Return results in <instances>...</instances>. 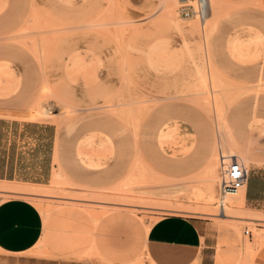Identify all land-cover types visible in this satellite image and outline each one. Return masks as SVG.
I'll return each mask as SVG.
<instances>
[{"label": "rangeland", "instance_id": "1", "mask_svg": "<svg viewBox=\"0 0 264 264\" xmlns=\"http://www.w3.org/2000/svg\"><path fill=\"white\" fill-rule=\"evenodd\" d=\"M179 1L0 0L1 152L33 121L53 156L44 184L0 182V198L39 208L45 256L152 264L144 227L175 214L209 222V264L264 250V212L239 206L242 188L225 208L242 219L217 206L222 157L264 170V0H210L204 20ZM91 236L111 255H88Z\"/></svg>", "mask_w": 264, "mask_h": 264}, {"label": "crops", "instance_id": "2", "mask_svg": "<svg viewBox=\"0 0 264 264\" xmlns=\"http://www.w3.org/2000/svg\"><path fill=\"white\" fill-rule=\"evenodd\" d=\"M160 1L163 6V0ZM23 125V128L18 127L14 133L9 130L6 154L1 152L0 143V182L42 185L53 167L49 143L50 126L33 121L24 122L21 126ZM176 129L177 127L173 128V131H177ZM170 131L172 129L167 127L166 130H161V134H169ZM249 170L250 166L247 171ZM251 170L242 188L243 207L250 211L264 212V170ZM133 177L132 174L129 178ZM17 193L26 194L19 191ZM104 216L106 221L132 219L131 213L122 211H113ZM143 233L152 264H209L214 235L207 221L177 214L165 215L156 220L148 232L144 227ZM41 236L42 217L38 207L21 197L1 199L0 264H94L45 256L48 252L38 249ZM91 242L92 251L88 255H111L107 244L101 239L91 236ZM137 258L136 247L131 246L127 255L122 257V262L129 263ZM252 264H264V250H257Z\"/></svg>", "mask_w": 264, "mask_h": 264}, {"label": "built area", "instance_id": "3", "mask_svg": "<svg viewBox=\"0 0 264 264\" xmlns=\"http://www.w3.org/2000/svg\"><path fill=\"white\" fill-rule=\"evenodd\" d=\"M181 3L179 11L184 18H204L206 16L208 10L206 0H182ZM247 178V169L237 159H222L217 185V206L219 209H223L228 196L235 194L245 186ZM244 233L247 236L251 235L249 229H245Z\"/></svg>", "mask_w": 264, "mask_h": 264}, {"label": "bare ground", "instance_id": "4", "mask_svg": "<svg viewBox=\"0 0 264 264\" xmlns=\"http://www.w3.org/2000/svg\"><path fill=\"white\" fill-rule=\"evenodd\" d=\"M182 0H180L179 1V3L181 2ZM206 4H207V7H209V10L211 11V2H210V0H206ZM167 6L168 5H165L164 7H165V9L167 8ZM170 8V7H169ZM171 9V8H170ZM167 10H168V8H167ZM171 11H173L172 9H171ZM201 20H204L203 18L201 19ZM204 34V33H203ZM210 74V73H209ZM211 76H213V74L211 75ZM212 78H214V77H212ZM217 78V77H216ZM215 79V78H214ZM217 80H219V79H217ZM223 145V144H222ZM222 148H223V146H222ZM222 148H220V149H222ZM225 158V157H224ZM223 159V158H222ZM229 159H236L235 157L234 158H229ZM221 163H222V161H221ZM211 186V185H210ZM209 190V193H205V194H208L209 196V199H210V197H211V195H212V193H213V188H212V186L208 189ZM200 191V190H199ZM202 192H204V191H202ZM202 192L200 193V192H198L199 193V197L200 198H205L203 195H202ZM243 192V191H242ZM17 193V192H16ZM238 194V191L235 193V194H232V195H230V196H228L227 198L229 199V197L231 198V197H233V196H235V195H237ZM198 195V194H197ZM212 198V197H211ZM226 198V200L228 201V199ZM208 199V198H207ZM208 199V200H209ZM207 200V201H208ZM226 201V202H227ZM237 203L239 204V206L240 207H243V194H242V196H241V198H240V200H238L237 201ZM236 206V205H235ZM238 206V205H237ZM225 208H226V204L224 205V207H223V209H219L220 210V212H219V214H218V217L220 216L222 219H225V220H231V221H239L240 219H242L243 217H238V216H234V215H228V214H226V212H225ZM244 219H248V220H254L253 218H244Z\"/></svg>", "mask_w": 264, "mask_h": 264}]
</instances>
